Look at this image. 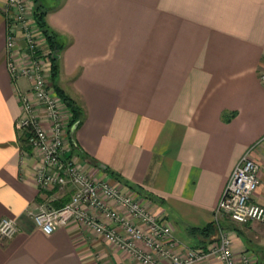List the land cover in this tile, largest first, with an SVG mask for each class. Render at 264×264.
<instances>
[{"label":"crops","instance_id":"obj_1","mask_svg":"<svg viewBox=\"0 0 264 264\" xmlns=\"http://www.w3.org/2000/svg\"><path fill=\"white\" fill-rule=\"evenodd\" d=\"M33 2L61 45L51 86L81 110L71 136L66 104V153L85 172L132 192L183 246L214 239L190 228L216 222L223 188L248 149L259 166L253 200L264 205V0ZM6 33L0 12V219L18 226L0 241V264H140L87 228L45 234L29 215L67 202L73 188L45 191L35 180L38 158L16 127V89L29 84L12 82ZM219 223L237 264H257L264 224Z\"/></svg>","mask_w":264,"mask_h":264},{"label":"built area","instance_id":"obj_2","mask_svg":"<svg viewBox=\"0 0 264 264\" xmlns=\"http://www.w3.org/2000/svg\"><path fill=\"white\" fill-rule=\"evenodd\" d=\"M34 8L33 0H0V12L7 23V70L14 83L22 78L29 84L25 89H16L21 110L16 127L26 131V143L38 158L34 171L38 186L45 191L68 184L73 188L67 202L44 203L37 211L29 212L37 227L50 234L59 226L77 224L102 236L140 264H204L213 260L237 264L232 237L219 218L264 224V205L253 200L259 166L250 149L234 165L218 200L214 239L204 248L181 245L171 224L132 192L90 175L66 153V104L47 80L49 69L45 67L50 54ZM17 230L16 219H0V241L11 239Z\"/></svg>","mask_w":264,"mask_h":264},{"label":"trees","instance_id":"obj_3","mask_svg":"<svg viewBox=\"0 0 264 264\" xmlns=\"http://www.w3.org/2000/svg\"><path fill=\"white\" fill-rule=\"evenodd\" d=\"M34 14H35L36 23L43 30V33L46 37V41L48 42V45L51 46L53 50H56L57 52L56 54L59 55L61 45L58 43V41L55 38V34L49 28V26L47 25L45 21V18H44L45 11L42 10L40 6H36L34 8ZM51 58H52V73H53L52 79H53L57 73L56 63L58 59L53 58V57ZM55 90L59 94V96L63 99V101L67 104V106L69 107L72 113V119H71L70 126H72L73 124L78 125L81 120V110L74 104V102L67 95L64 94V92L60 88L55 86ZM216 228H217L216 224L212 222L203 228L191 227L190 230L193 233L201 235L203 240L206 241L207 239H213L215 237Z\"/></svg>","mask_w":264,"mask_h":264},{"label":"rangeland","instance_id":"obj_4","mask_svg":"<svg viewBox=\"0 0 264 264\" xmlns=\"http://www.w3.org/2000/svg\"><path fill=\"white\" fill-rule=\"evenodd\" d=\"M42 1V0H41ZM43 31V30H42ZM47 42V41H46ZM48 47V52H49V54H50V57L47 55V60H48V62H47V65H46V67L45 68H47V69H49L47 72H46V74H47V80H48V82H49V85L51 84V79H52V76H53V73H52V58H51V53L53 52V48L51 47V46H49V45H47ZM20 80H22V78L20 79ZM13 83H14V81H12ZM51 86V85H50ZM51 88H52V90L55 92V93H57L56 92V90H55V88L53 87V86H51ZM58 94V93H57ZM59 95V94H58ZM63 100V99H62ZM66 104V103H65ZM18 129V128H17ZM257 254L259 255V252H257ZM257 264H264V256H261L260 255V258H259V261H257Z\"/></svg>","mask_w":264,"mask_h":264},{"label":"water","instance_id":"obj_5","mask_svg":"<svg viewBox=\"0 0 264 264\" xmlns=\"http://www.w3.org/2000/svg\"><path fill=\"white\" fill-rule=\"evenodd\" d=\"M57 52H56V50H53V52H52V57L53 58H59V55L58 54H56ZM76 127V124H73V126H72V128H71V136L73 135V130H74V128ZM96 165H98V166H101V167H105V166H103V165H101V164H96Z\"/></svg>","mask_w":264,"mask_h":264}]
</instances>
